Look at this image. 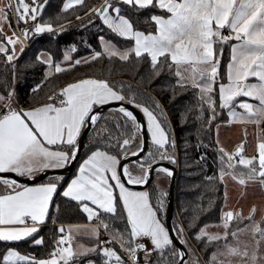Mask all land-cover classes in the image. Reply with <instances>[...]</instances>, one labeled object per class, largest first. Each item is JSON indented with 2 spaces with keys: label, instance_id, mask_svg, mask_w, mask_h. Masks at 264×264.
I'll list each match as a JSON object with an SVG mask.
<instances>
[{
  "label": "snow or ice",
  "instance_id": "snow-or-ice-1",
  "mask_svg": "<svg viewBox=\"0 0 264 264\" xmlns=\"http://www.w3.org/2000/svg\"><path fill=\"white\" fill-rule=\"evenodd\" d=\"M48 3L0 0V264H264V207L252 204L245 216L228 206L230 182L241 198L249 187L264 190V0H62L54 17L45 15ZM68 15L96 29L99 50L85 41L89 53L79 56L73 43L59 57L41 49L20 64L26 42L56 39ZM96 63L99 76L131 66L163 102L95 75L45 92L58 74ZM37 67L41 78L22 101L18 82ZM233 124L242 137L225 144L220 129ZM177 125L191 129L182 145ZM179 147L185 168L195 169L189 175L203 174L212 195L205 204L199 192L181 205L183 222L170 224L165 184ZM217 193L218 221L203 223ZM79 214L89 223L60 222Z\"/></svg>",
  "mask_w": 264,
  "mask_h": 264
},
{
  "label": "trees",
  "instance_id": "trees-1",
  "mask_svg": "<svg viewBox=\"0 0 264 264\" xmlns=\"http://www.w3.org/2000/svg\"><path fill=\"white\" fill-rule=\"evenodd\" d=\"M89 2L99 3L100 0H89ZM61 6H62V0H49V3L45 9V15L54 17L56 13L59 12ZM79 14L83 16V11H81ZM58 23L64 24L66 27V31L60 36H58L56 39H51L47 34H45L43 36L36 37L30 40L29 41L30 46L28 48H25V52L21 56L19 61L20 64H24L26 61L33 59L35 54L41 49L50 50L52 53L56 54L57 57H59L62 50L66 46L73 43L77 45L78 48L77 55L79 56H87L89 53V48L84 43L85 41L87 42V44H90L92 48H96L97 50H99L96 29L91 27L81 28L80 23L76 21L73 15H68L66 20L61 19L60 21H58ZM12 24L14 27L13 22ZM139 27L141 29H147L149 26L145 23H140ZM104 34L106 36H109V38H112L108 33H104ZM227 59H228V51L226 49L224 53L225 64L227 62ZM103 64L106 65L107 61H104ZM102 70L104 69L101 63L92 64L91 66H78L72 72H69L67 74H58L46 86L45 92L58 90L59 87H62L66 82H70L74 78H80L84 75H90V76L95 75L98 76V78H107L114 82H120V81L126 82L128 84H131L134 88H139L142 91H149L151 95L155 96L157 99L162 100V96L159 92L158 86L154 83L152 87L149 88L146 84L140 83L139 77L135 76V74L131 71V66H124L121 64H117L113 68L115 74L99 76V73ZM140 71L143 72L144 68L142 67ZM40 78H41V70L39 67H37L34 70L27 72L25 76L21 80H19L17 85V90L20 94L22 101L29 99L28 91L30 86L33 85L35 82H38ZM45 92H42L41 96H44ZM190 130H191L190 128L182 129L179 127V125L176 126V137L179 145L183 144V140L187 136ZM87 141H88V137L86 139L85 144L87 143ZM193 143H195V139H193ZM84 151L85 149L83 148L82 153ZM178 152L180 153V165L177 167L178 174L176 180L175 207L173 212V221L176 220L182 223L184 218L181 214V205L187 207L188 202L195 200L199 192L204 193V201L206 204L208 197L211 196L212 194L207 191L208 185L205 182H203V174L201 175L193 174L191 176L189 175V172L195 173V169L185 168L182 147L178 148ZM213 171L214 169L211 167V160H210L207 174L211 175L213 174ZM72 172L66 175V177L70 178ZM193 183H198L201 185V187L196 192L184 190L186 185H190ZM216 195H217V207L211 209L210 211L202 215L201 220L203 223L214 224L215 222L218 221L220 194L217 193ZM60 222L67 224V223H84L88 221L83 214H79V215L62 216ZM115 226L118 228L122 227V225L119 222H117ZM51 227L52 225L51 223H49V228ZM49 228H46L44 233H42V235L48 234ZM85 240L89 241L87 239ZM190 243L192 244L193 248H197V244L195 242L190 241ZM36 251L39 254L40 251L42 250L36 249Z\"/></svg>",
  "mask_w": 264,
  "mask_h": 264
},
{
  "label": "rangeland",
  "instance_id": "rangeland-1",
  "mask_svg": "<svg viewBox=\"0 0 264 264\" xmlns=\"http://www.w3.org/2000/svg\"><path fill=\"white\" fill-rule=\"evenodd\" d=\"M224 141V139H221ZM225 144H232L229 140L224 141ZM166 190L169 191V187L167 184H165ZM240 188L238 185H236L234 182H230L229 184V207L234 209H241L246 216L248 214L249 208L252 204H256L258 208L264 207V197L262 196V192L258 189H255V187L248 188L247 195L244 198H241L239 196ZM209 231L215 232L219 231V229L215 227H209ZM103 238L107 239L108 235L107 233L103 234ZM241 240H248L249 236L247 234H244L240 237ZM85 244L90 243V241H81Z\"/></svg>",
  "mask_w": 264,
  "mask_h": 264
},
{
  "label": "crops",
  "instance_id": "crops-1",
  "mask_svg": "<svg viewBox=\"0 0 264 264\" xmlns=\"http://www.w3.org/2000/svg\"><path fill=\"white\" fill-rule=\"evenodd\" d=\"M29 42V41H28ZM30 45V44H29ZM25 48H28L27 46ZM255 103V101H250ZM220 139H224V141H230L232 144L235 142H238L239 139L242 137V126L233 124V125H225L221 127L220 132H219ZM248 140L252 143H254V137H253V132H252V127L249 126L248 130ZM255 189L260 190L262 193V196L264 197V190H262L259 186H253ZM252 188V187H250ZM89 222H84L81 224H88ZM81 241H86L85 239H82ZM80 241V242H81ZM83 243V242H81Z\"/></svg>",
  "mask_w": 264,
  "mask_h": 264
},
{
  "label": "water",
  "instance_id": "water-1",
  "mask_svg": "<svg viewBox=\"0 0 264 264\" xmlns=\"http://www.w3.org/2000/svg\"><path fill=\"white\" fill-rule=\"evenodd\" d=\"M90 131L91 130L89 129L88 132H86L85 135L83 136L82 144H85L86 139H87ZM82 150H83V147H81V153H82ZM73 170H74V168H70L67 171H63V174L66 176V175L70 174ZM177 174H178V168L176 169V175H175L174 179L172 180L171 185L169 187L170 197H169V204H168V210H167V217H168V221L170 224L173 222ZM137 190H139V189H137Z\"/></svg>",
  "mask_w": 264,
  "mask_h": 264
},
{
  "label": "built area",
  "instance_id": "built-area-1",
  "mask_svg": "<svg viewBox=\"0 0 264 264\" xmlns=\"http://www.w3.org/2000/svg\"><path fill=\"white\" fill-rule=\"evenodd\" d=\"M13 2H14V0H13ZM13 23H14V27H16V24H15V20L13 19ZM26 46L27 47H29L30 45H29V42H26ZM106 234V233H105Z\"/></svg>",
  "mask_w": 264,
  "mask_h": 264
}]
</instances>
